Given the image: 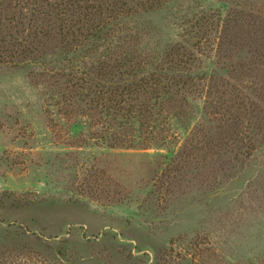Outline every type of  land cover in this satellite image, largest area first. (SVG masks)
Here are the masks:
<instances>
[{
	"label": "rangeland",
	"instance_id": "rangeland-1",
	"mask_svg": "<svg viewBox=\"0 0 264 264\" xmlns=\"http://www.w3.org/2000/svg\"><path fill=\"white\" fill-rule=\"evenodd\" d=\"M78 1L0 0V264H264V0Z\"/></svg>",
	"mask_w": 264,
	"mask_h": 264
},
{
	"label": "trees",
	"instance_id": "trees-1",
	"mask_svg": "<svg viewBox=\"0 0 264 264\" xmlns=\"http://www.w3.org/2000/svg\"><path fill=\"white\" fill-rule=\"evenodd\" d=\"M18 6L21 7H26L29 6L28 4H26V2L28 3L29 1H31V5L32 10H34L35 14H43L45 13V8L48 7H54V6H59V5H63V4H70L71 6L78 4L79 1L78 0H15ZM102 29L100 30H94L91 33V36L94 38L96 36V38H98L99 40L102 39Z\"/></svg>",
	"mask_w": 264,
	"mask_h": 264
}]
</instances>
